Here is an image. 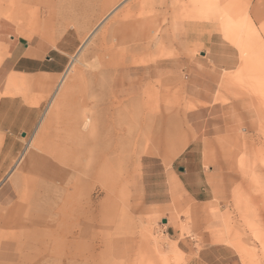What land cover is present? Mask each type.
Listing matches in <instances>:
<instances>
[{"label":"rangeland","instance_id":"obj_1","mask_svg":"<svg viewBox=\"0 0 264 264\" xmlns=\"http://www.w3.org/2000/svg\"><path fill=\"white\" fill-rule=\"evenodd\" d=\"M174 1L0 0V25L48 48L77 52L102 25L75 64L85 79L73 97L93 109L95 102L97 113L108 108L124 130L118 184L110 180L105 195L86 191L83 243L61 212L72 188L62 169L83 149L71 126L74 106L50 121L43 150L22 173L15 166L36 130L18 136L11 157L0 134V264H189L212 247L207 259L216 264H264V0H227L235 28L225 34L201 11L206 0H184L195 8L179 17ZM43 80L12 75L8 93H28ZM194 149L207 172L196 198L179 180ZM52 162L60 171L47 176ZM65 240L79 246L59 248ZM175 244L180 252L172 253Z\"/></svg>","mask_w":264,"mask_h":264},{"label":"bare ground","instance_id":"obj_2","mask_svg":"<svg viewBox=\"0 0 264 264\" xmlns=\"http://www.w3.org/2000/svg\"><path fill=\"white\" fill-rule=\"evenodd\" d=\"M203 3H204V7L201 11L208 13V15L211 14V18L209 21L219 22L218 26H220V27L222 26L224 34L227 33L231 29V27H233L232 25L234 23V20H231V18L229 16L230 11H231L229 6H232V4L229 3L227 0H206ZM194 4H195V2H194ZM173 5L175 7L174 8V12H175L174 17H179V15L182 14L181 12L188 10L189 7L194 6L193 8H195V5H193V3H192V6H190L188 4L186 5L184 3V0H175ZM187 6H189V7H187ZM245 7H246V10L242 9V12L240 11L241 13L246 14L247 9L249 7V4H246ZM117 8H119V7H117ZM117 8L114 9L100 24H104V22H106L108 20V17L117 11ZM239 15H240V13L237 12L236 16L239 17ZM246 23L247 22H245V24ZM234 25L237 26V28H240V26H243V24L241 23V20L239 18L235 19ZM101 26L102 25H98V27L92 32V34L89 37H87V39L82 43V45L80 46L78 51L71 57V61L68 65L66 71L64 72L63 75H61L59 82H58V84H57V86H56V88L52 94L49 108L44 113V115H43L37 129H36V133H35V137L37 139L36 143L31 144L29 146V148L25 151V153H23L21 155L19 161L17 162V164L15 166V170L17 169L21 173L28 170L29 165L36 158L39 157L38 152H41L43 150L41 143L43 141L42 139H43L47 129L49 128L50 121L54 117L59 119V116L61 115V113L66 108L71 107L73 105L74 107L72 109L75 112V120L71 126H72V129L74 130L76 137H77V143L79 142L83 149L80 151V153L78 152L79 154H78V156H76L75 162H72L70 165L69 164L65 165V166H67V168L62 169L63 171L66 170V173L68 175L67 181L70 184L69 186H71L72 188L67 191V196H66L67 198L65 200V206L63 207V211H61V212H62V215L64 217H67V216L71 217V220L73 222L71 225L72 230H77L80 233V235L82 236V241H81L82 243H83V241H85L84 237H86L87 233H88L87 224H88L89 218H90V208H89V205H88V202L86 199L87 198L86 191L88 190V188L90 186H96L103 193V195H105L106 189H108V187H109L108 182L110 180L115 179V181H116V182H112L111 186H116V184H118L119 180L116 179V176H117L119 170L117 167H119L118 166V164L120 162L119 161V157H120L119 155H120V149H122V146H121L122 143H120V142H121L122 136L124 134V130H123V128H121V125H120V123L123 119H121V121L118 120L117 118H116V120L114 118L112 120H110L109 114H107L108 108H103L101 110V113H97V112H95V107H96L95 102H94V109H93V108H90L86 102H84V103L78 102L73 97L74 93H76L75 91H76V88L78 87V84L82 83L85 79L84 73L82 71H80L79 69L77 70L75 67V64H76V62H78V58H80L79 56L82 54L83 50L88 45L90 39L93 37V35L98 31L99 27H101ZM233 28H235V27H233ZM233 34H234V32H233ZM229 41L231 42V40H229ZM240 41H241V39H240ZM242 42H243V40H242ZM243 49H245V48H243ZM247 50H248V48H247ZM247 50H244V51H247ZM257 54H260V53H257ZM161 55H163V54H161ZM160 57H162V56H160ZM251 62H254V61L251 60ZM25 82H27V81H25ZM19 84L21 85V83H19ZM47 88H49V87H47ZM140 91H141L140 89H136L135 92H136V94H141ZM91 100H92V98L90 99V101ZM97 102L99 103V101H97ZM109 110H111V109H109ZM118 111H119V109L117 110V113H118ZM118 116H120V115H118ZM112 117H113V115H112ZM118 118L120 119V117H118ZM122 123H123V121H122ZM66 131H68V130H66ZM71 135H72V133H71ZM129 136H131V135H129ZM132 136H134V135H132ZM72 137H73V139H75L74 134ZM165 139L166 138L161 139V142H163L162 143L163 145L165 144L164 143ZM73 150H74V148H73ZM71 153H73V152H71ZM75 154H73V155H75ZM112 156H113V158H112ZM59 159H61V158H59ZM72 159H73V157H72ZM120 160H122V159H120ZM62 161H63V159H62ZM57 162L60 163L59 161H57ZM112 164L116 166L115 167L116 169H113L114 167L112 166ZM58 171H60L59 166H57V164L55 162L54 163L52 162V166L50 167L49 171L47 172V176L49 174H50V176L51 175L54 176V174ZM50 172H52V173H50ZM59 182L57 181V183H59ZM67 186H68V184H67ZM105 201H106V199H105ZM103 206H104L103 200L101 199L100 209H99L100 213L103 210L102 209ZM17 209H18V207L14 208V209L11 208L10 210L17 211ZM61 238L65 239V235L63 234L61 236ZM78 246L79 245L77 243H75L73 241L67 242L66 240L63 243H61L60 245H58L59 248H62V249L66 248L67 250H71L73 248L76 249ZM176 251H178V249H176L175 246L174 247L172 246L170 248V252L175 253Z\"/></svg>","mask_w":264,"mask_h":264},{"label":"crops","instance_id":"obj_3","mask_svg":"<svg viewBox=\"0 0 264 264\" xmlns=\"http://www.w3.org/2000/svg\"><path fill=\"white\" fill-rule=\"evenodd\" d=\"M261 12L259 8L258 16ZM260 20V22L263 21ZM262 29L264 32V23ZM75 53L76 51H67L59 46L48 48L41 43L34 44L21 40L20 37L11 34L6 24L0 25V134L3 135V149L8 150L7 157H11L12 152L17 150L18 136L30 134L38 127L44 115L48 90L64 74L71 56ZM17 74L28 76L32 82L44 79L46 83L37 84V87L32 88L28 93L18 94L15 89H11L8 93L9 79ZM33 101H40V104L33 105ZM199 153L198 149L187 151L186 162L190 164V167L188 166L187 170L179 176L184 190L192 198L202 195V192L206 190L204 184L207 172L203 164L195 162L199 160ZM181 171H183L182 168ZM172 185L173 190H176L175 184ZM174 246L178 249L176 244ZM212 249L217 248L200 251L197 258H193L189 264H216L207 259L209 253L214 251Z\"/></svg>","mask_w":264,"mask_h":264},{"label":"water","instance_id":"obj_4","mask_svg":"<svg viewBox=\"0 0 264 264\" xmlns=\"http://www.w3.org/2000/svg\"><path fill=\"white\" fill-rule=\"evenodd\" d=\"M25 135V134H24ZM164 223H167V220H164Z\"/></svg>","mask_w":264,"mask_h":264}]
</instances>
